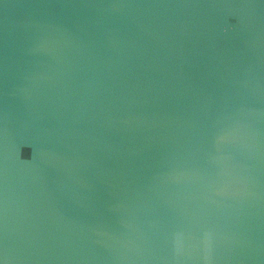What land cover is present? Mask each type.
Returning a JSON list of instances; mask_svg holds the SVG:
<instances>
[{"label":"water","instance_id":"1","mask_svg":"<svg viewBox=\"0 0 264 264\" xmlns=\"http://www.w3.org/2000/svg\"><path fill=\"white\" fill-rule=\"evenodd\" d=\"M0 264H264V0H0Z\"/></svg>","mask_w":264,"mask_h":264}]
</instances>
